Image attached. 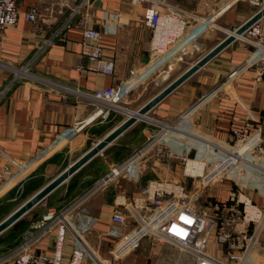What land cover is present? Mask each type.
Returning <instances> with one entry per match:
<instances>
[{
  "label": "crops",
  "instance_id": "0c3cea01",
  "mask_svg": "<svg viewBox=\"0 0 264 264\" xmlns=\"http://www.w3.org/2000/svg\"><path fill=\"white\" fill-rule=\"evenodd\" d=\"M131 1L93 0L88 16L82 12L74 18L73 26L66 32L65 40L58 37L46 54L35 60L34 68L29 71L35 80L25 79L11 84V75L1 65L7 64L13 67L24 65L33 54L34 39L51 34L66 19L71 7L78 2V0H15L21 13L15 26L5 31L4 38L0 41V92L9 85L0 98V170L5 157L28 162L30 167L14 178L11 184L0 182V206L14 195L15 185L19 183L24 185V179L28 174L39 169L38 173H42L45 179L43 174L47 171L59 172L63 170L65 164L67 167L68 161L75 160L93 146L94 142L101 139L98 133L109 124L95 122L69 144L58 142L56 140L58 135L65 131L75 119L86 116L88 105L76 100L71 94L67 96V103L62 102V92L57 89V85L90 94L95 88H103L119 81L136 82L148 78L150 73L147 74V71L152 64L149 62L152 32L144 25L142 15L149 5L141 1L131 7L129 5ZM157 1L162 4H159L162 11L172 7L186 16L189 26L186 38L183 39L184 43L196 41L200 35L207 33L208 29L201 26L198 21L223 4L231 3L232 5L216 21L217 26L221 27L222 24L224 29L239 26L254 12L253 6L249 5V0ZM33 7L39 12L40 17L37 23L32 25L24 19L23 12ZM109 14L116 15V19H110ZM259 22L262 24L264 35V16ZM85 26L102 32L101 41L109 48L107 54L116 60L113 78L94 72L88 61L80 55L79 42ZM195 26H199L195 29H201L200 35L196 37L194 36L198 31L192 29ZM236 42L222 50L199 70L206 68L205 70L212 71L214 79L198 77L197 71L154 106L149 113L152 114V118L169 121L184 120L179 123L184 135H178L179 142L164 141L158 146L159 148L143 155L131 176L122 173L114 177L75 211L76 218L72 220L74 227L80 223L79 214L91 215L94 218L92 230L82 233V238L89 248L99 251L100 257L107 258L114 246L108 232L112 229L109 216L117 196L123 194L130 198L141 186L156 179H181L186 189L190 191L193 183L191 179L183 178V160L195 157L206 162L222 157V153L214 149L212 153L199 152L201 146L198 144L209 141L216 146L229 149L233 143L232 131L242 127L246 120L264 123V82H255L252 72H244L233 84L222 88L220 94L196 106L185 119L181 118L194 101L201 98L213 84L220 81L228 70L247 57L248 46ZM115 126L117 124L113 128ZM155 130V127L147 125L136 128L134 124L122 133L101 154L89 160L88 164L71 175L70 180L75 179H72L71 184L66 186L63 192L49 194L47 203L33 214L34 220L30 224L38 221L45 214L57 211L63 206L62 203L72 201L75 197L87 192L112 167L121 164L143 147ZM170 146L171 149H169ZM236 174L233 182L230 179H220L209 184L207 193L204 192L205 196L199 197L197 205H207L213 200L221 201L226 197L229 189H234L243 191L256 206L264 207V180L249 181L243 173L236 171ZM259 174L262 178V174ZM10 193L12 194L9 195ZM21 201H23L22 197L21 200H17V202ZM17 202L10 204L13 206ZM19 237L14 239L13 244L19 241ZM54 239V233L46 237L39 246V252L50 257L54 252ZM72 243L73 235L68 231L64 243L65 263L73 247ZM140 244L138 249L124 257L118 264H125L126 260L134 261L141 256L146 259V264H163L166 257L168 261L171 260L170 255L165 253L164 245L153 244L149 239L142 240ZM175 249L174 252L181 253L180 263H194L193 257ZM250 258L251 263L247 264H264V231L259 245Z\"/></svg>",
  "mask_w": 264,
  "mask_h": 264
},
{
  "label": "built area",
  "instance_id": "2783aa9c",
  "mask_svg": "<svg viewBox=\"0 0 264 264\" xmlns=\"http://www.w3.org/2000/svg\"><path fill=\"white\" fill-rule=\"evenodd\" d=\"M141 1L149 5L142 15L144 25L152 32L149 62L161 61L154 58L157 54L165 53V48L169 44L178 41L177 45H179L182 39L186 38L189 24H187L186 16L177 9L168 7V9L165 8L166 11H162L159 6L161 3L157 0H132L129 5L133 7L135 3ZM92 2L93 0H78L77 4L71 7L66 19L51 34L34 39L33 54L24 65L18 67L1 65L11 75V84L25 79L35 80L29 72L34 68L35 60L46 54L55 39L59 37L65 40L67 30L73 26L74 18L82 12L88 16ZM262 4L259 0H249V5L255 8L261 9L264 7ZM231 7V3L223 4L211 11L209 15L202 17L198 23L206 29H215L216 21ZM20 13L15 0H0V41L4 38L5 31L15 26ZM23 16L33 25L37 23L40 14L33 7L23 12ZM116 17L109 14L110 19H116ZM197 27L199 26L192 28L198 31L194 37L200 35L201 29H195ZM101 37L102 32L85 26L79 42L80 55L88 61L94 72L113 78L116 60L107 54L109 48L102 43ZM237 40L248 46L247 57L228 70L220 81L213 84L201 98L194 101L182 114V119H185L196 106L220 94L222 88L233 84L244 72H252L255 82H264L262 24L257 21L242 35L236 37ZM135 84L136 82L131 80L119 81L103 88H95L90 94L57 85V89L62 92V102L67 103V96L71 94L76 100L88 105V112L84 118L75 119L65 131L58 135L56 140L69 144L87 127L95 122L104 123L111 116L119 118L123 116L121 122L125 120L128 117L126 111H134L126 107V100L131 96ZM8 86L1 90L0 98ZM149 119L156 130L143 147L121 164L112 167L87 192L75 197L72 201L62 203L63 206L57 211L45 214L38 221L30 224L20 235L19 241L0 254V264H86L87 262L115 264L116 261L123 260L138 249L144 239H149L156 245H168L185 252L193 257V264H246L259 245L264 231V207L256 206L243 191L234 189H229L228 194L221 201L213 200L202 206H198L197 202L199 197L205 196L209 184L220 179H230L233 182L236 176L235 171L247 175L249 172L246 169H250L252 176L259 178L261 173L264 180L263 122L246 120L242 127L233 130L231 134L233 143L229 149L216 146L209 141L200 144L193 142L201 146L199 152L212 153L214 149L221 152L222 157L206 162L195 157L183 160V178L191 179L193 183L190 191L186 189L181 179H156L141 186L130 198L123 194L117 196L109 216L112 229L108 232L114 246L107 258L100 257L99 251L89 248L82 238V233L92 230L95 220L91 215L79 214L80 223L77 227L73 226L72 220L76 218L75 211L92 194L122 173L131 176L143 155L159 148L158 146L164 141L172 140V143H177L178 135L184 136L179 125L184 120L169 121L152 117ZM29 167L28 162L5 157L0 170V182L11 184L14 178L27 171ZM14 188L13 197L21 200L22 183L15 185ZM68 231L73 235V247L65 263L64 243ZM53 233L55 234L54 252L48 257L45 253L39 252V246Z\"/></svg>",
  "mask_w": 264,
  "mask_h": 264
},
{
  "label": "rangeland",
  "instance_id": "374dc122",
  "mask_svg": "<svg viewBox=\"0 0 264 264\" xmlns=\"http://www.w3.org/2000/svg\"><path fill=\"white\" fill-rule=\"evenodd\" d=\"M259 1L261 3H263L262 5H264V0H259ZM258 9L259 8L252 7V10H254V11H257ZM237 26L238 25H236V27ZM236 27H233L231 29L230 28L224 29V28H222V24H221V27H218L216 25L215 29L208 30L207 33L205 32L204 34H202V36L200 35L196 39V41H186V43H184L183 39H182V42H183V43L181 42L182 44L179 42L180 44L177 45L178 41H176L173 44H169L168 47L165 48V53L157 54L159 56L156 55V57L154 58L156 60H161V61H152V64L150 66L153 67L154 65H156V67H155L156 69L155 68L153 69L152 73L149 74L148 78L144 79L143 81H139V80L136 81V85L134 87V90L131 92V96H129L126 100V102H127L126 107L130 110L137 111V109L142 104L147 102L149 99H151L153 97V95L158 93V91H160L161 89L166 87L168 84H170V82L172 80H174L179 75H181V73L184 72L186 70V68H188L190 65L194 64L197 60H199L203 56V54H205L207 51H209L211 48H213L215 45H217L219 43V41H221L227 35V32H232L234 29H236ZM236 43H241V42L237 40ZM241 44H243V43H241ZM149 61H150V59H149ZM205 69L202 71H198V73H196L197 74L196 76H198V77L201 76V78L207 77L209 79H214L215 76L213 75V72L207 71ZM147 73H149V72H147ZM124 117L126 118L127 116H124ZM146 117H153V116H152V114H148ZM120 122H121V120H120ZM120 122L118 124H120ZM141 125L142 126L147 125V126L154 127L151 125V121H146V120H138L137 123L135 124L136 128L138 126H141ZM263 138H264V136H263ZM95 143L96 142H94V144ZM73 160L74 159H71L70 161H68L67 166H69ZM246 170L249 172L246 175L247 180H249V181L251 180V181H255V182H257L258 180L263 181V179H262L263 176H262V178L252 176L251 170L250 169H246ZM61 171L62 170H60L59 172H61ZM59 172H57V170H54V172L49 170L45 174H43L45 179H47L46 183L50 182L54 178V176L57 175ZM234 174H236V173H234ZM72 179H75V178H72ZM72 179L70 180V178H68V180L65 181L63 184H61L59 187H57L52 194H54L56 192H63V189L66 186L68 187L71 184ZM13 196L14 195H11L10 196L11 198L9 199V201L5 202L1 208H5V205H8L10 203L17 202V199H15V197H13ZM26 200H24V201H26ZM47 200H48V198L46 197L45 199L40 201L38 203V205H36L31 210L26 212L25 215H23V217L14 224V226L22 227V230H23L28 224H30L34 220L33 214L35 212H38L42 208V205L47 203ZM24 201L17 202L13 206H11L9 209V212L7 214L9 215L10 212H12L16 208H18ZM6 216L7 215H5L1 219V221L4 220ZM21 233H22V231H20L17 234V237H19L21 235ZM4 236H5V233L3 235H0V254L5 252L6 249L13 246L12 244L15 242L14 239H16V238H14L13 240H10V239L1 240V238L2 237L4 238ZM164 249H165V253L166 254L168 253L170 255L171 260L168 261L167 257H166V258H164L163 264H182V263H180L181 260H179L181 257V253L176 252V251L174 252V250H176V249L171 247V246H168V245H164ZM250 257H251V255H250ZM186 259H187V257H186ZM250 259L247 261V263H251ZM145 260L146 259L143 256H141V257L135 258L134 261L133 260L132 261L126 260L125 264H146ZM118 262L119 261H116L115 264H118Z\"/></svg>",
  "mask_w": 264,
  "mask_h": 264
},
{
  "label": "water",
  "instance_id": "95a60500",
  "mask_svg": "<svg viewBox=\"0 0 264 264\" xmlns=\"http://www.w3.org/2000/svg\"><path fill=\"white\" fill-rule=\"evenodd\" d=\"M264 16V7L254 12L248 19L243 21L242 24L236 27L232 31L234 35L228 34L221 40L217 45L207 51L203 56L197 60L194 64L190 65L184 72L181 73L177 78L172 80L170 84L158 91L151 99L145 102L137 109V114L147 116L160 101L170 95L176 88L185 83L187 79L194 75L197 71L203 68L208 62L214 59L222 50L229 47L231 44L236 42V37L242 35L247 29L253 26L254 23L259 21ZM138 118L128 115V117L120 122L115 128L104 135L103 138L98 140L95 145L91 146L85 153L76 158L72 163L59 172L54 178L41 187L36 193L30 198L24 201L18 208L10 212L4 220L0 222V235L5 232L6 229L14 225L19 221L26 212L31 210L33 207L38 205L40 201L48 197L49 194L55 191L57 187L63 184L68 178L71 177L75 172L88 164L89 160L97 156L99 153L110 145L115 139L121 136L126 130L136 124Z\"/></svg>",
  "mask_w": 264,
  "mask_h": 264
},
{
  "label": "trees",
  "instance_id": "16d2710c",
  "mask_svg": "<svg viewBox=\"0 0 264 264\" xmlns=\"http://www.w3.org/2000/svg\"><path fill=\"white\" fill-rule=\"evenodd\" d=\"M121 118L116 116H111L108 120L104 121V123H109L107 126L104 127V129L98 133L100 138L104 136L106 132H109L113 128L115 124H118L120 122ZM142 126V125H141ZM66 168V164L63 166V169ZM39 169L37 171H34L30 175H28L24 179V185H23V192H22V198L23 201L30 198L34 193H36L42 186L46 184V179L43 178L42 174L38 173ZM14 193V192H13ZM10 193L9 195H11ZM0 206V221L5 216L8 215L9 209L11 207L10 204L5 205V208H1ZM13 227V228H12ZM22 231V227L14 226L12 225L8 229L5 230V236L2 237L1 240L10 239L13 240L17 237V234ZM3 233V234H4ZM2 234V235H3Z\"/></svg>",
  "mask_w": 264,
  "mask_h": 264
},
{
  "label": "bare ground",
  "instance_id": "6f19581e",
  "mask_svg": "<svg viewBox=\"0 0 264 264\" xmlns=\"http://www.w3.org/2000/svg\"><path fill=\"white\" fill-rule=\"evenodd\" d=\"M209 30V29H208ZM228 34L234 35L232 32H227ZM238 37V36H237ZM156 67V65H154L153 67L150 66L149 70L147 72L151 73L153 71V69ZM148 74V73H147ZM143 75V74H141ZM144 76V75H143ZM138 83V82H137ZM137 111H126L127 115H131L134 116L136 119L138 118V120H146V121H150L149 117L146 116H142L136 113ZM150 123V122H149ZM101 154V153H100ZM190 164H193V162H190ZM197 168V166H196ZM43 187V186H42ZM8 216V215H7Z\"/></svg>",
  "mask_w": 264,
  "mask_h": 264
}]
</instances>
